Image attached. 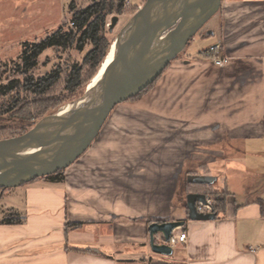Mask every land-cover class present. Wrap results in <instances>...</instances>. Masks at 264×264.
<instances>
[{"label":"crops","instance_id":"obj_1","mask_svg":"<svg viewBox=\"0 0 264 264\" xmlns=\"http://www.w3.org/2000/svg\"><path fill=\"white\" fill-rule=\"evenodd\" d=\"M250 2H229L219 31L202 36L222 44L221 56L231 50L232 65L202 55L170 63L138 102L145 127H103L63 182L2 195L0 264H264V161L238 160H264V39L250 42L264 29L240 24L235 35L229 21ZM184 175L214 177L188 184L224 194L215 219L189 218L187 196L177 197ZM9 211L23 221L3 223ZM174 220L185 221L174 230L186 241L153 252L149 225Z\"/></svg>","mask_w":264,"mask_h":264},{"label":"water","instance_id":"obj_2","mask_svg":"<svg viewBox=\"0 0 264 264\" xmlns=\"http://www.w3.org/2000/svg\"><path fill=\"white\" fill-rule=\"evenodd\" d=\"M223 0H146L131 17L108 54L111 62L84 95L45 117L22 135L0 139V189L13 188L67 169L98 137L117 105L153 84L168 65L183 52L200 29L219 11ZM113 26L118 22L114 16ZM106 56V57H107ZM61 121L52 122L58 117ZM214 177L190 175L188 182L211 184ZM205 193L187 195L191 220H212L210 213L197 211L196 202ZM183 220L149 225L153 252L171 255L173 247L155 243L162 232L167 239Z\"/></svg>","mask_w":264,"mask_h":264},{"label":"rangeland","instance_id":"obj_3","mask_svg":"<svg viewBox=\"0 0 264 264\" xmlns=\"http://www.w3.org/2000/svg\"><path fill=\"white\" fill-rule=\"evenodd\" d=\"M72 1H75L77 8H81L88 5L92 0H0V83H7L9 79L19 77V74L14 71V67L15 64L20 62L22 43L25 41H39L48 34L55 32L62 24H68V22H70V5ZM145 1L146 0H126L124 9L121 13H113L109 15L106 28V38L109 41V47L117 39L119 33L125 28L131 17L143 6ZM231 1L234 0H223L219 11L204 25L202 29L199 30L195 37L188 43L186 49L172 62H182L188 57V55L193 58L200 56L202 51L211 46L214 42L213 37L204 38L202 36L208 35L209 30H212V32L219 31L223 23L225 10L229 11L235 7V5L232 7L229 5V2ZM256 1L257 2H250L248 4L243 3L239 5L244 6L243 8L248 14H245L243 17L238 15V17L236 16L237 18L234 16L229 20H233L231 21L233 31L235 30V27L240 24L247 29L252 27L254 29V27L258 26L257 29L261 28L260 31L264 29V0ZM114 16L118 17V22L115 26L112 24ZM234 34L236 35L235 31ZM263 39V36L257 38L254 37L253 40L250 39V42H259ZM91 47L90 44L87 45L83 52H79L74 47L68 49L49 48L39 57L37 67L32 69L30 74L39 77L57 67H62L63 70L67 71L72 65L77 64L84 68L85 75H87V66L83 64V59L86 52L90 50ZM224 53L231 59L228 66L232 65V62L236 60V56L231 53V50L225 51L224 49ZM156 82L157 80L137 98L127 100L126 102L117 105L111 112L103 127H120L126 129L145 127V122L147 121L139 118L141 111L145 110L140 109V104L138 102L141 97L146 96L152 91L151 95H154ZM88 85L85 86L81 93H78L77 96L64 103L62 102L68 97V92L64 89L63 82H60L49 92V94L41 98L29 94H22L21 96L15 97V101H20V103H17L16 110L14 112L0 114V129L7 130V132H2L0 135L4 136L10 132H15V130L17 131L21 128L24 129L30 125L33 126L34 122L22 121L21 115H40V118L43 117L42 119L47 116H53L63 106L82 97ZM42 98L55 104H61L44 110L38 106L39 104H37V100ZM42 112H46L44 115L45 117ZM62 119L63 117L59 116L52 122H58ZM41 120L36 121L40 122ZM140 122H144L142 126ZM261 148L263 149V146ZM238 160L242 162V164H245L246 161L247 163L249 162V167H259L261 164L260 162L264 161L263 159L258 160V158L255 157H248L247 159L241 158ZM217 175L219 182H221L222 175L219 172ZM199 187H201V185L188 184L187 178L184 175L180 183L179 194L177 195L178 199L186 201L187 194L196 191ZM9 191L10 190H7L4 195ZM207 191H210L207 196L212 201L213 205L216 206L217 199L222 198L224 194L212 189H207ZM0 203V205H4L7 202L3 201Z\"/></svg>","mask_w":264,"mask_h":264},{"label":"trees","instance_id":"obj_4","mask_svg":"<svg viewBox=\"0 0 264 264\" xmlns=\"http://www.w3.org/2000/svg\"><path fill=\"white\" fill-rule=\"evenodd\" d=\"M125 2L126 0H92L88 5L77 8L75 1H72L70 5V22L74 23L73 26H70V22L68 24L64 23L55 32L48 34L39 41H25L22 43L20 62L15 64L14 67V71L19 74V77L9 79L7 83H0V114L14 112L16 110L17 103H20V101H15V97L21 96L22 94H29L41 98L49 94L60 82H63L64 89L68 92V97L62 103L81 93L85 86L95 77L101 63L108 54L109 41L106 38L107 19L113 13H121L124 9ZM89 44L92 47L86 52L83 59V64L87 66V75H85L84 68L77 64L72 65L67 71L63 70L62 67H57L39 77L30 74V71L37 67L39 57L47 49H68L74 47L79 52H83ZM148 87L130 99L137 98ZM39 100H37V104L44 110L61 104H55L43 98ZM42 113L44 116L46 112ZM40 117V115L35 116L33 114L21 115L22 121L34 122L33 126L30 125L27 128L15 130V132H10L4 136L0 135V139L24 134L43 118ZM2 132H7V130L0 129V133ZM64 171L60 170L54 174L38 179H46L51 182H63L65 180ZM10 189H0V198ZM205 193L209 195L210 191L206 190ZM223 205L224 198L217 199L215 210L218 211ZM2 221L3 223L12 224L21 223L23 219L19 214L9 211ZM71 225L78 226L80 224L74 223Z\"/></svg>","mask_w":264,"mask_h":264},{"label":"built area","instance_id":"obj_5","mask_svg":"<svg viewBox=\"0 0 264 264\" xmlns=\"http://www.w3.org/2000/svg\"><path fill=\"white\" fill-rule=\"evenodd\" d=\"M74 23L70 22V26H73ZM221 45L215 44L211 45L209 48L201 52V55L204 58L209 59L213 64L219 67H225L230 63V58L227 55L221 56L220 53ZM215 206L213 205L212 201L206 196V201H197L196 208L198 212L201 213H210L215 210ZM187 238L186 232L177 233L176 230H173L170 238L167 239L163 233L159 235H155V243L158 244H167L172 247L176 246L178 243L185 242Z\"/></svg>","mask_w":264,"mask_h":264},{"label":"bare ground","instance_id":"obj_6","mask_svg":"<svg viewBox=\"0 0 264 264\" xmlns=\"http://www.w3.org/2000/svg\"><path fill=\"white\" fill-rule=\"evenodd\" d=\"M111 59H112V55L111 54H109L107 57H105V59L103 60V62L101 63V65L99 67V70H98L97 74L91 80L89 85H93L94 83H96L100 79L101 75L104 73V71L107 69L109 63L111 62Z\"/></svg>","mask_w":264,"mask_h":264},{"label":"flooded vegetation","instance_id":"obj_7","mask_svg":"<svg viewBox=\"0 0 264 264\" xmlns=\"http://www.w3.org/2000/svg\"><path fill=\"white\" fill-rule=\"evenodd\" d=\"M207 195V194H206Z\"/></svg>","mask_w":264,"mask_h":264}]
</instances>
